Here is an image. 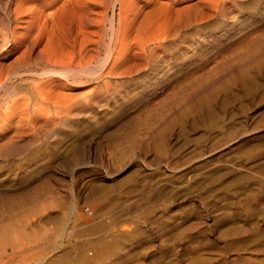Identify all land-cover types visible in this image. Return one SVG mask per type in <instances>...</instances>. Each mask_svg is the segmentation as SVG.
Returning a JSON list of instances; mask_svg holds the SVG:
<instances>
[{"label": "rangeland", "instance_id": "1", "mask_svg": "<svg viewBox=\"0 0 264 264\" xmlns=\"http://www.w3.org/2000/svg\"><path fill=\"white\" fill-rule=\"evenodd\" d=\"M131 2L112 73L0 122V264H264V0Z\"/></svg>", "mask_w": 264, "mask_h": 264}, {"label": "bare ground", "instance_id": "2", "mask_svg": "<svg viewBox=\"0 0 264 264\" xmlns=\"http://www.w3.org/2000/svg\"><path fill=\"white\" fill-rule=\"evenodd\" d=\"M95 7L103 9L99 15H94ZM114 7L113 0H7L6 6L0 3V59L25 48L11 69L0 62V122L11 109L15 115L20 106L28 108L29 105L33 112H39L44 104L48 107L53 101L54 93L48 91L43 96L38 91L36 76L50 80L52 76L69 79L85 74L102 77L112 73L119 54L118 51L115 54L114 43L120 40L122 33H128L133 5L131 0H117V14ZM89 26L93 29L91 35L83 31ZM57 32L70 39L69 53L50 47ZM106 35L110 40L105 57L100 58L98 65H88L100 54ZM63 38H58L59 45L66 43L62 42ZM44 39L46 43L40 48ZM39 64L41 71L32 68ZM21 92L25 94L18 99ZM15 94L16 99L12 98ZM2 108L4 114H1ZM22 120L30 121L28 117Z\"/></svg>", "mask_w": 264, "mask_h": 264}]
</instances>
